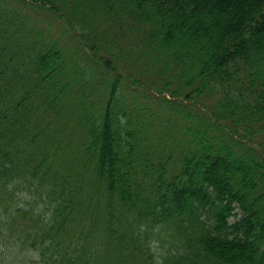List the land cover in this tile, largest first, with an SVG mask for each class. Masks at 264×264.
I'll list each match as a JSON object with an SVG mask.
<instances>
[{
	"label": "trees",
	"instance_id": "obj_1",
	"mask_svg": "<svg viewBox=\"0 0 264 264\" xmlns=\"http://www.w3.org/2000/svg\"><path fill=\"white\" fill-rule=\"evenodd\" d=\"M12 250L264 264V0H0Z\"/></svg>",
	"mask_w": 264,
	"mask_h": 264
},
{
	"label": "rangeland",
	"instance_id": "obj_2",
	"mask_svg": "<svg viewBox=\"0 0 264 264\" xmlns=\"http://www.w3.org/2000/svg\"><path fill=\"white\" fill-rule=\"evenodd\" d=\"M159 246L160 244L157 242L156 244V247L159 249ZM12 254L11 256H8L6 261L3 262L4 264H12V263H15V262H18V258H20V256L22 255V252H19L18 250L17 251H13L12 250ZM24 261H23V264H32L33 261L35 260V257L33 254H30V253H26L25 257H24Z\"/></svg>",
	"mask_w": 264,
	"mask_h": 264
}]
</instances>
